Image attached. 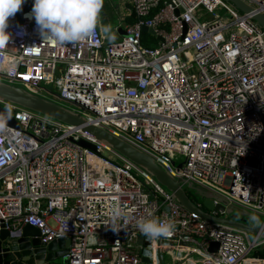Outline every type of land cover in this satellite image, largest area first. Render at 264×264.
Here are the masks:
<instances>
[{
	"label": "built area",
	"instance_id": "obj_1",
	"mask_svg": "<svg viewBox=\"0 0 264 264\" xmlns=\"http://www.w3.org/2000/svg\"><path fill=\"white\" fill-rule=\"evenodd\" d=\"M239 1L250 12L222 0H130L134 21L119 41L96 26L59 44L43 40L24 0L0 37V81L34 95L54 85L87 123L264 227V32L252 20L264 0ZM143 27L162 42L144 45ZM9 105L18 128L0 122V232L11 239L25 226L45 244L66 239L65 264H165L166 253L167 264H264L250 256L264 239L183 209L80 128L0 100L7 114ZM146 219L174 223L172 235L146 237L137 227Z\"/></svg>",
	"mask_w": 264,
	"mask_h": 264
},
{
	"label": "water",
	"instance_id": "obj_2",
	"mask_svg": "<svg viewBox=\"0 0 264 264\" xmlns=\"http://www.w3.org/2000/svg\"><path fill=\"white\" fill-rule=\"evenodd\" d=\"M241 13L250 12V8L239 0H226ZM252 20L258 24L264 32V15L256 14ZM143 33L152 34L151 29L142 28ZM124 34V33H123ZM157 41L162 42L160 37ZM0 100L12 103L25 108L33 113L45 116L66 125L80 128L84 133L91 135L95 140L103 143L117 154L132 162L138 168L145 171L159 185L164 187L173 197L174 201L183 209L196 214L200 219L208 223L224 224L252 236H259L264 239V227L255 226L245 222L243 219H236L234 216H226L225 213L235 212L239 215H248L243 210L234 206H225L224 202L214 204L210 197L203 199L200 207H197L187 196L182 179L172 177L168 172L159 167L150 157L135 149L125 141L106 130L96 127L87 121L77 112L65 106L55 104L45 98L36 96L20 87L9 85L0 81ZM0 122L8 126L18 128L17 124L0 107ZM77 144L83 148L94 151V146L79 140ZM177 169L181 165H175ZM142 238L138 239V244L142 243ZM69 241L58 239L47 244L40 241L39 232L30 226H25L20 238L11 239L8 232H0V264H55L69 251ZM216 243H211L207 249L209 253L215 252ZM143 262H148L147 258H142ZM158 264H161L158 260Z\"/></svg>",
	"mask_w": 264,
	"mask_h": 264
},
{
	"label": "clouds",
	"instance_id": "obj_3",
	"mask_svg": "<svg viewBox=\"0 0 264 264\" xmlns=\"http://www.w3.org/2000/svg\"><path fill=\"white\" fill-rule=\"evenodd\" d=\"M23 3L24 0H0V37H9V33L5 31L8 20L21 9ZM103 3L104 0H33L31 17L35 20L43 40L75 44L96 29ZM102 30L105 33L110 32L107 26ZM108 39L114 37L109 35ZM11 111V106H7L9 116ZM119 214V210H116V215ZM250 219L259 223L255 215ZM137 227L143 235L155 239L172 235L175 225L172 222L146 219L139 221Z\"/></svg>",
	"mask_w": 264,
	"mask_h": 264
},
{
	"label": "rangeland",
	"instance_id": "obj_4",
	"mask_svg": "<svg viewBox=\"0 0 264 264\" xmlns=\"http://www.w3.org/2000/svg\"><path fill=\"white\" fill-rule=\"evenodd\" d=\"M222 2L226 5V6H228V7H230L231 8V4L229 3V2H227L226 0H222ZM108 3H109V6H110V10H109V14H111V16H112V18H113V23H112V25L110 26V32L109 33H105L104 32V34H105V36H106V40L108 41V42H117V41H119L120 39H121V37L123 36V28H122V26H119V23H120V21H119V18H118V15L116 14V10H115V1L114 0H108ZM223 13H224V11H222V12H220L219 14L220 15H223ZM98 21H100V23H101V26L104 28L106 25L104 24V22L102 21V18H101V16H100V14H99V16H98V19H97ZM117 27V28H116ZM114 28H116V29H114ZM109 35H111L112 37H114V39H111V40H109L108 39V36ZM42 89L41 90H39V92L36 94L37 96H40V97H42V98H45L46 100H49V101H51V102H53V103H55V104H58V105H61V106H65V107H67L68 109H70V110H73V111H75V112H81L78 108H76L75 106H72V105H70V104H66V103H64V102H62L61 100H59L55 95H57V93H56V87L54 86V85H42ZM107 158H112V156L110 155V154H108L107 153ZM177 160H181V158H177ZM183 188L185 189H187L188 191H189V193H191V194H194V195H196V196H198L199 194L198 193H200L199 191H197V189L196 188H194V187H189V186H183ZM225 215L226 216H234L236 219H239V220H244L245 222H247V223H250V224H253V225H255V226H259V225H261V218L260 217H258V220H259V223H256V222H253L251 219H250V217L251 216H253V215H251V214H248V215H239V214H236L235 212H231V213H225ZM256 216V215H255ZM251 237H252V235H251ZM167 255H165L164 257H165V264H167L168 263V259H169V256L168 255H170V253H166ZM176 255H181V254H176ZM193 258L194 259H197V256H193ZM61 259V258H60ZM59 262H60V260H58Z\"/></svg>",
	"mask_w": 264,
	"mask_h": 264
},
{
	"label": "crops",
	"instance_id": "obj_5",
	"mask_svg": "<svg viewBox=\"0 0 264 264\" xmlns=\"http://www.w3.org/2000/svg\"><path fill=\"white\" fill-rule=\"evenodd\" d=\"M114 1L116 4L115 5L116 14L118 15V18L120 21L119 26H122V28H123L124 25L132 24L133 23V15H132V8L130 5V0H114ZM109 10H110V6L108 3V0H104L103 7H102L101 12H100V16H101L104 24L110 28V26L113 23V18L111 16V14H109ZM97 26L99 27L102 35L106 38L104 31L102 30L103 27L101 26V23L98 20H97ZM116 28H114V29H116ZM143 246L144 245H142V247ZM59 260H60V262L57 261L55 264H65L63 257ZM243 263L244 264H254L250 260H245ZM260 264H262V263H260Z\"/></svg>",
	"mask_w": 264,
	"mask_h": 264
},
{
	"label": "trees",
	"instance_id": "obj_6",
	"mask_svg": "<svg viewBox=\"0 0 264 264\" xmlns=\"http://www.w3.org/2000/svg\"><path fill=\"white\" fill-rule=\"evenodd\" d=\"M32 3H28L27 6H32ZM133 21H134V16H133ZM142 43L144 45H148V46H155L157 44V40L152 38L151 35L149 33H143L142 34ZM185 192L187 194V196L189 197V199L193 202V203H202L203 199L206 198L205 194L203 193H198L199 195L196 196L194 194L189 193V191L185 188ZM250 256L252 258H258V259H262L264 260V246L254 250Z\"/></svg>",
	"mask_w": 264,
	"mask_h": 264
}]
</instances>
